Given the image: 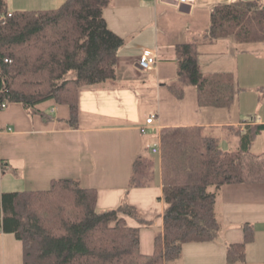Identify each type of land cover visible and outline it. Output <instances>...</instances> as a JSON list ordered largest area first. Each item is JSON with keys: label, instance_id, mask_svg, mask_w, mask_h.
Listing matches in <instances>:
<instances>
[{"label": "trees", "instance_id": "obj_1", "mask_svg": "<svg viewBox=\"0 0 264 264\" xmlns=\"http://www.w3.org/2000/svg\"><path fill=\"white\" fill-rule=\"evenodd\" d=\"M0 0V103H20L29 112L53 99L69 109L67 122L77 125L78 91L115 78L122 36L107 25L108 0H63L58 6L8 11ZM10 12V16H6ZM209 26L175 46L176 71L167 89L177 98L188 84L199 105L228 107L236 90L229 73H203L197 43L233 36L237 41H264V3L233 0L213 6ZM264 91V86L260 87ZM237 142L222 147L221 137L200 125L165 126L159 153L144 146L132 162L128 188L161 182L162 230L153 250H140L138 227L124 216L145 223L124 199L116 207L96 208L97 190L73 177L52 178L45 189L0 190V231L21 243L22 264H172L184 243L217 239L216 213L225 184L264 182V152L250 146L264 123L229 126ZM3 172L0 159V177ZM243 239L226 245V262L245 259L254 229L242 225Z\"/></svg>", "mask_w": 264, "mask_h": 264}, {"label": "crops", "instance_id": "obj_2", "mask_svg": "<svg viewBox=\"0 0 264 264\" xmlns=\"http://www.w3.org/2000/svg\"><path fill=\"white\" fill-rule=\"evenodd\" d=\"M62 1L6 0V5L11 11L42 9ZM229 1L194 0L187 5L176 0H108L104 19L124 40L115 78L79 89L76 126L66 120L68 106L53 99L37 103L38 112L17 102L0 109V190L45 189L52 178H77L97 190L98 210L116 207L123 199L136 207L145 223L124 218L138 227L140 250L151 253L154 235L162 230L160 178L151 186L127 185L132 162L143 147L158 143L161 128L180 125L211 128L221 137L222 147H235L237 138L227 127L242 129L247 118L264 123V41H237L229 35L197 43L203 73H229L235 80L238 90L228 107L199 105L194 85H186L180 98L167 89L175 77L176 44L204 33L213 6ZM144 50L156 56L148 70L136 63ZM152 113L155 119L148 124L145 119ZM253 146L264 152V129L250 150ZM216 213L221 222L217 239L184 243L172 264H264V182L223 185ZM244 223L254 229L245 259L226 262V245L242 241ZM0 264H22L21 243L8 231H0Z\"/></svg>", "mask_w": 264, "mask_h": 264}, {"label": "built area", "instance_id": "obj_3", "mask_svg": "<svg viewBox=\"0 0 264 264\" xmlns=\"http://www.w3.org/2000/svg\"><path fill=\"white\" fill-rule=\"evenodd\" d=\"M179 3H187L188 4H192L194 2V0H176ZM10 12H7L6 16H10ZM4 15H1L0 18H4ZM156 62V56L155 53L151 50H144L137 58V65L140 69L142 70H148L150 69ZM7 104L5 102H1L0 103V109H3ZM155 119V114H149L146 119L145 122L146 123H152L153 120ZM144 127L141 128V130H143ZM151 151L153 153H159V147H158V143H154L151 145Z\"/></svg>", "mask_w": 264, "mask_h": 264}, {"label": "rangeland", "instance_id": "obj_4", "mask_svg": "<svg viewBox=\"0 0 264 264\" xmlns=\"http://www.w3.org/2000/svg\"><path fill=\"white\" fill-rule=\"evenodd\" d=\"M8 8H9V7H8ZM8 11H11V9H8ZM147 140L149 141L150 139L147 138ZM225 147H226V148H229V147H227V145H225ZM257 148H258L257 146H256V147L253 146V147L251 148V151H252V152H256V151H257Z\"/></svg>", "mask_w": 264, "mask_h": 264}]
</instances>
